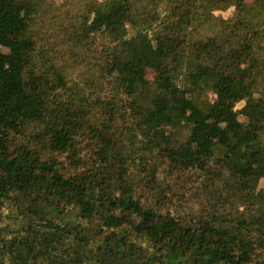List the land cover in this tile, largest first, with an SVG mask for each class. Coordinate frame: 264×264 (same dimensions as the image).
<instances>
[{"label":"trees","instance_id":"trees-1","mask_svg":"<svg viewBox=\"0 0 264 264\" xmlns=\"http://www.w3.org/2000/svg\"><path fill=\"white\" fill-rule=\"evenodd\" d=\"M263 181L264 0H0V264H264Z\"/></svg>","mask_w":264,"mask_h":264},{"label":"rangeland","instance_id":"rangeland-1","mask_svg":"<svg viewBox=\"0 0 264 264\" xmlns=\"http://www.w3.org/2000/svg\"><path fill=\"white\" fill-rule=\"evenodd\" d=\"M231 13H232V11H229L228 13H223V15H224L225 17H229V16L231 15ZM218 14H219V13H218ZM242 105H243V103L240 104L238 107L241 108ZM222 168H223V169L225 168V162L222 163ZM262 185L264 186V181L262 182Z\"/></svg>","mask_w":264,"mask_h":264}]
</instances>
